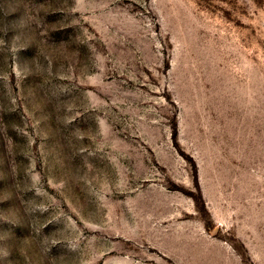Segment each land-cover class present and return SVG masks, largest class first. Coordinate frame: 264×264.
<instances>
[{"label":"rangeland","instance_id":"rangeland-1","mask_svg":"<svg viewBox=\"0 0 264 264\" xmlns=\"http://www.w3.org/2000/svg\"><path fill=\"white\" fill-rule=\"evenodd\" d=\"M0 264H264V0H0Z\"/></svg>","mask_w":264,"mask_h":264}]
</instances>
